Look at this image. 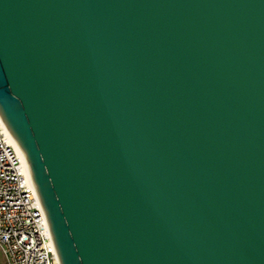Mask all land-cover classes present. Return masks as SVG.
I'll return each instance as SVG.
<instances>
[{"label": "water", "instance_id": "1", "mask_svg": "<svg viewBox=\"0 0 264 264\" xmlns=\"http://www.w3.org/2000/svg\"><path fill=\"white\" fill-rule=\"evenodd\" d=\"M0 119L58 264H264V0H0Z\"/></svg>", "mask_w": 264, "mask_h": 264}, {"label": "built area", "instance_id": "2", "mask_svg": "<svg viewBox=\"0 0 264 264\" xmlns=\"http://www.w3.org/2000/svg\"><path fill=\"white\" fill-rule=\"evenodd\" d=\"M0 120V248L4 264H58L30 172Z\"/></svg>", "mask_w": 264, "mask_h": 264}, {"label": "bare ground", "instance_id": "3", "mask_svg": "<svg viewBox=\"0 0 264 264\" xmlns=\"http://www.w3.org/2000/svg\"><path fill=\"white\" fill-rule=\"evenodd\" d=\"M1 120V119H0ZM7 132H8V130H7ZM8 135H9V138H10V140H11V143H13L15 146H16V148L19 150V152L21 153V150L18 148V146L16 145V143L14 142V140H13V138H12V136H11V134L8 132ZM27 166V165H26ZM29 171V170H28Z\"/></svg>", "mask_w": 264, "mask_h": 264}, {"label": "crops", "instance_id": "4", "mask_svg": "<svg viewBox=\"0 0 264 264\" xmlns=\"http://www.w3.org/2000/svg\"><path fill=\"white\" fill-rule=\"evenodd\" d=\"M0 264H4V257L1 248H0Z\"/></svg>", "mask_w": 264, "mask_h": 264}]
</instances>
